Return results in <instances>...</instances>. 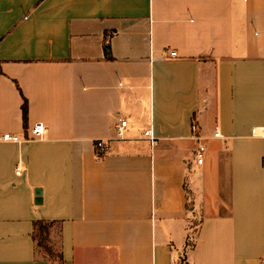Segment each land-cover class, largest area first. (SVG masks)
Returning a JSON list of instances; mask_svg holds the SVG:
<instances>
[{
  "label": "crops",
  "instance_id": "crops-1",
  "mask_svg": "<svg viewBox=\"0 0 264 264\" xmlns=\"http://www.w3.org/2000/svg\"><path fill=\"white\" fill-rule=\"evenodd\" d=\"M0 74V264H264V0H0Z\"/></svg>",
  "mask_w": 264,
  "mask_h": 264
},
{
  "label": "built area",
  "instance_id": "built-area-1",
  "mask_svg": "<svg viewBox=\"0 0 264 264\" xmlns=\"http://www.w3.org/2000/svg\"><path fill=\"white\" fill-rule=\"evenodd\" d=\"M170 54L173 55L174 52L172 51ZM0 85H1V74H0ZM127 126H128V120L126 119H121L120 123H118L117 131H118V136L120 138L124 136V132ZM46 130H47V126L45 122L42 120H38L34 122V124L30 126L27 129L26 133H24L22 136L10 132H2L0 129V141L22 142V141L40 139L43 137ZM144 135L151 141V143L155 144L157 142V138L153 134V129L151 127L144 130ZM215 135L219 136L220 133L217 131ZM95 147L98 154H104L109 149V144L107 140L98 138L95 140ZM204 153H205V145L199 144L196 152L198 163H203ZM18 172H20V169H18Z\"/></svg>",
  "mask_w": 264,
  "mask_h": 264
},
{
  "label": "trees",
  "instance_id": "trees-1",
  "mask_svg": "<svg viewBox=\"0 0 264 264\" xmlns=\"http://www.w3.org/2000/svg\"><path fill=\"white\" fill-rule=\"evenodd\" d=\"M104 51H105V56L107 59L109 60H113V53H112V47L110 42H105L104 44ZM23 109V117L24 120H26L27 118V112H28V106H27V99H24V103L22 106ZM55 221H45V220H36L34 222V233H33V238L36 241V246H37V251L39 254H43V250L45 251V253L43 254L44 257H47V255L49 254V256L52 258H54L56 255L54 253V247L53 246H49L50 245V232H51V228L53 227V225L55 224ZM44 243H47V245L44 246ZM49 243V245H48ZM189 245L192 247L194 246V242L193 243H189ZM48 256V257H49ZM59 259H62V255L59 254L58 255ZM184 258L181 259L180 264H183L184 262ZM186 263V262H185Z\"/></svg>",
  "mask_w": 264,
  "mask_h": 264
},
{
  "label": "rangeland",
  "instance_id": "rangeland-1",
  "mask_svg": "<svg viewBox=\"0 0 264 264\" xmlns=\"http://www.w3.org/2000/svg\"><path fill=\"white\" fill-rule=\"evenodd\" d=\"M91 71L94 69V67L93 66H91L90 68H89ZM92 110V109H91ZM86 111H89V109L87 108V110ZM197 221H198V219H197ZM199 224H197V226H198ZM198 228V227H197ZM197 228L195 227V229L193 230V231H191V239H190V241H189V243H193V241H194V238H195V232H196V230H197ZM54 238L56 239V236H54ZM56 241H58V239L56 240ZM51 244H52V246H54L55 248L57 247V245H58V243H55V244H53V242L52 243H50V245H49V243H48V245L49 246H51ZM45 245H47V243H44V246ZM56 245V246H55ZM54 248V249H55ZM56 250V249H55ZM57 251V250H56ZM43 254L45 253V251L43 250V252H42ZM54 253H55V251H54ZM55 255H56V258H55V260H56V262H59V258H58V252H56L55 253ZM183 264H187V263H185V261L183 262Z\"/></svg>",
  "mask_w": 264,
  "mask_h": 264
}]
</instances>
